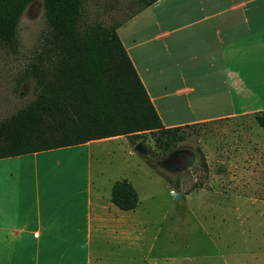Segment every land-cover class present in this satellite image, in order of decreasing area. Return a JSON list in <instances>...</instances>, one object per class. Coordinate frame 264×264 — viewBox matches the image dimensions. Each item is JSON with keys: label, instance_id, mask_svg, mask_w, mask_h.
I'll return each mask as SVG.
<instances>
[{"label": "rangeland", "instance_id": "1", "mask_svg": "<svg viewBox=\"0 0 264 264\" xmlns=\"http://www.w3.org/2000/svg\"><path fill=\"white\" fill-rule=\"evenodd\" d=\"M136 4L85 0L86 16L88 21L97 16L108 25L125 19ZM217 4L227 1L163 0L152 14L159 16L176 6L191 13ZM140 23L137 18L118 30L126 45L138 38L132 31H138ZM44 30L42 1L36 0L21 16L17 48H0V121L34 97L28 72ZM200 82L194 99L202 108L195 107L196 114H224L237 108V98L220 73L207 81L210 87L202 86L205 80ZM258 115L264 113L28 154L12 160L11 166L26 169L28 182L41 186L45 198L76 203L71 215L77 218L82 203L78 191L85 186L88 171L91 185L104 198H110L116 181L132 185L137 207L128 212L108 207L93 225L105 238L91 242L108 264H187V257L192 264H264V218L252 213L255 208L264 212V128L256 122ZM140 141L159 158L187 149L195 164L183 172H168L132 153ZM188 200L206 201L208 206L190 208Z\"/></svg>", "mask_w": 264, "mask_h": 264}, {"label": "crops", "instance_id": "2", "mask_svg": "<svg viewBox=\"0 0 264 264\" xmlns=\"http://www.w3.org/2000/svg\"><path fill=\"white\" fill-rule=\"evenodd\" d=\"M162 1L122 24L140 18L138 31H132L138 38L126 45L118 34L122 25L116 32L164 129L264 113V0H226L227 6L191 13L175 5L153 16ZM219 73L236 96L237 108L196 114L195 107L202 108L194 99L200 80L210 82ZM23 156L0 159V264H108L91 242L105 238L93 225L108 207L121 210L93 188L87 170L86 184L78 191L79 218L73 217L76 203L45 198L41 186L28 182L26 169L11 166ZM188 201L190 208L208 206ZM255 212L264 218L261 209ZM186 261L192 264L193 259Z\"/></svg>", "mask_w": 264, "mask_h": 264}, {"label": "trees", "instance_id": "3", "mask_svg": "<svg viewBox=\"0 0 264 264\" xmlns=\"http://www.w3.org/2000/svg\"><path fill=\"white\" fill-rule=\"evenodd\" d=\"M35 1L0 0V48H17L21 16ZM41 1L45 30L28 72L34 97L0 121V159L163 130L116 32L158 0H136L108 25L88 21L85 0ZM255 119L264 128V115ZM110 201L121 211L138 204L127 180L113 183Z\"/></svg>", "mask_w": 264, "mask_h": 264}, {"label": "flooded vegetation", "instance_id": "4", "mask_svg": "<svg viewBox=\"0 0 264 264\" xmlns=\"http://www.w3.org/2000/svg\"><path fill=\"white\" fill-rule=\"evenodd\" d=\"M175 151H177V153L172 155L170 158L168 157L172 152L164 158L156 156L157 160L162 162L166 169L174 172H183L193 168L195 164L194 154L188 155L187 149H179Z\"/></svg>", "mask_w": 264, "mask_h": 264}, {"label": "water", "instance_id": "5", "mask_svg": "<svg viewBox=\"0 0 264 264\" xmlns=\"http://www.w3.org/2000/svg\"><path fill=\"white\" fill-rule=\"evenodd\" d=\"M132 153L140 156L141 158L145 159L148 162L153 161L157 166L160 168L168 171V172H174L166 169L162 162L157 160L156 155L145 145L144 141L138 142L132 149ZM177 151L172 152L168 158H170L172 155L176 154ZM180 197V194H176L175 198L178 199Z\"/></svg>", "mask_w": 264, "mask_h": 264}]
</instances>
